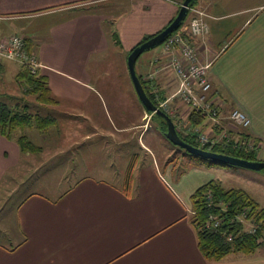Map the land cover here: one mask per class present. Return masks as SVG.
I'll list each match as a JSON object with an SVG mask.
<instances>
[{
  "label": "crops",
  "instance_id": "1",
  "mask_svg": "<svg viewBox=\"0 0 264 264\" xmlns=\"http://www.w3.org/2000/svg\"><path fill=\"white\" fill-rule=\"evenodd\" d=\"M183 2L0 0V38L25 36L28 50L35 52L42 64L39 74L59 100L45 106L50 110L47 115L57 119L53 111L62 106L69 115L79 116L69 120L70 124L91 128L88 131L86 127V132L70 141L72 148L78 143L82 149H72V155L83 152L85 159L96 155L92 169L101 174L85 175L57 196L35 189L22 192L25 181L16 174L23 165L31 167L33 176L40 168L38 157L36 152L22 151L17 133L13 139L0 134V239H4L0 241V264H264V253L257 252L249 260L242 252L219 261L204 256L191 218L193 194L214 179L211 171L179 168L172 159L174 150L165 146L160 158L153 152L158 137L146 141L151 116L147 117L136 91L127 85V101L113 104L103 100L104 91L98 86V79L109 70L103 64L105 54L116 48L117 68L128 78V52L145 36L171 23ZM252 3L199 0L198 5L208 13L209 33L203 40L195 38L194 43L200 61L212 62V93L222 114L227 116L238 107L249 115V134L258 143L256 158L264 161V35L260 33L264 4ZM167 59L163 48H158L137 62V71L146 80L155 72L153 82L165 100L177 103L172 95L178 81L165 67ZM108 87L109 93H114ZM120 107L125 112L118 111ZM96 140L102 143L92 152L89 144ZM136 141L144 150L143 158L129 150ZM64 150L71 149L65 146ZM115 174L121 175L113 181ZM59 184L44 185L56 191ZM221 184L225 189H243L264 208V196L259 201L240 183ZM10 190L18 195L17 203L7 207L4 195Z\"/></svg>",
  "mask_w": 264,
  "mask_h": 264
},
{
  "label": "rangeland",
  "instance_id": "2",
  "mask_svg": "<svg viewBox=\"0 0 264 264\" xmlns=\"http://www.w3.org/2000/svg\"><path fill=\"white\" fill-rule=\"evenodd\" d=\"M248 1V3L251 0H245V2ZM256 4H264V0H254L252 5ZM10 32H14V28L8 29ZM6 34L8 32H5ZM18 33H21L18 32ZM260 33L264 35V29L260 30ZM162 45H159L155 47L154 49L148 50L144 52L141 57L139 58L142 59L144 56L149 57L152 55L153 51L161 48ZM117 50L114 47L110 52L105 54L103 58V64L106 67L109 68V70H105V75L100 77L98 79L99 84L98 86L104 91L101 92L103 95V100L106 103H113V102H126L128 99V94L124 95L125 91H127L129 88L126 89V86H130L135 90L130 73L128 74V78L125 79L123 73L120 71V69L117 68V63L115 62V56L117 55ZM129 54V52H128ZM112 59V60H111ZM3 63L6 65V71L0 72V101H6L8 104H12L15 101L11 100L9 96L13 95L16 98H19L21 102H29L33 107V111H39L40 114L42 115H47L50 110L45 107L46 105H43L39 103L36 98L32 95H28L25 90L22 88L20 83H18V80L16 79L17 73L21 69V64L17 63L15 61H10L3 59ZM129 72V70H128ZM110 84V85H108ZM108 86H111L112 89L114 90V93H109L107 88ZM117 90V91H115ZM116 92V93H115ZM120 92V93H117ZM137 96V95H136ZM138 98V97H137ZM114 104V103H113ZM103 110V109H102ZM118 111L125 112L124 108H119L117 109ZM115 111V105H114V110ZM184 111V109H180L179 114ZM54 114L57 117L53 121V124L49 126L47 129H44V131H39L37 128H26L24 131L22 130H17V134L20 135L22 132L25 133L30 140H32L35 144L41 145L43 147V151L36 152V157H38V165L40 166L39 170H37L36 173L31 175L32 173L30 172L31 167L28 166H23L21 168V173L16 174V177L20 175L22 177L21 179L25 181L24 188L22 190H38L42 193H46L50 196H57L58 193H63L65 192L70 183L74 182L85 175H93V176H99L101 175L98 172L93 171V166L94 163L97 160L96 155H92L89 158L85 159L83 152L77 153L75 155H72L74 152H72V149H80V144H75V147L72 148V142L71 140L75 139L78 137V135L81 132H86L85 128L87 125H83L81 127H78L77 125H72L70 124L69 120H73L72 118H79V116H71L68 114V110L64 109L62 106L59 109H56L53 111ZM146 115V113L144 114ZM101 116V114H100ZM148 117H150V114L148 113ZM178 120L176 117L175 120ZM74 121V120H73ZM85 124V119L83 120ZM210 120L205 119L204 125L200 126L199 128L202 131H208L210 129ZM79 123L80 120H79ZM149 125V133L146 138V141L150 138L155 139L157 138L158 141V146L153 147V152H155L160 158H161V152H163V146H165L168 149L174 150L172 159L175 162V164H178V167L181 169L184 167V169H190L194 171V168L192 167H200L202 169L208 170V172L211 173L213 178L215 180H219L220 183H223L224 186L229 187V186H235V185H242L244 188L247 190H251V193L254 197H256L259 201L263 199L264 196V169L261 171H255L251 169H246L242 167H237V166H227V165H214L213 163H210L208 160L200 159L193 157L189 155L185 150L175 146L172 144L166 136H164L161 132V125L162 121L160 118L155 117V119H152L151 115V120ZM82 127H84V131H81ZM179 127V124H178ZM88 131L91 130L90 127H87ZM183 131H187L186 127H183V123L181 126ZM159 142L161 143L159 145ZM71 143V144H70ZM100 143L101 141H93L92 145L93 148L92 152L95 151L96 149L100 148ZM202 145V143H200ZM71 145V146H69ZM66 146V149H71L67 150L64 152V147ZM134 146V148H133ZM130 151H133L136 154L140 155L142 158L144 157V150L142 147L138 144V141H136L133 145L130 144L128 146ZM126 149V147H125ZM82 150V149H80ZM169 150V152H170ZM165 154V153H164ZM89 155V154H88ZM163 156V155H162ZM189 160L187 162L185 159ZM122 159V157L120 158ZM140 163V162H139ZM34 164H36L34 162ZM51 168L55 169V172H51ZM20 169V168H19ZM139 169V167H138ZM65 171V173H64ZM138 172V171H137ZM136 172V179H137V174ZM32 177H31V176ZM119 175V176H117ZM121 174H115L112 175L114 178L112 179L113 181H116V177H120ZM124 176L126 173L123 174ZM201 176H206L205 173H199ZM12 180L15 179V174L11 173ZM11 176L9 174L8 180L10 181ZM208 177H210L208 173ZM218 177V178H217ZM65 179V180H64ZM19 180V179H18ZM28 180L29 185L26 184V181ZM37 181H42L40 185H37ZM52 183H60L58 185V189L55 190H48L44 184H52ZM222 185V184H221ZM4 197L7 200L6 203H9L7 207L14 206L17 203L16 198L18 197L17 194L12 193V190L10 192L5 193ZM10 199V200H9ZM9 201V202H8ZM4 239H0V241H3ZM264 253V242L262 246H260L255 253ZM253 254L248 255L247 257H244V259L249 260L248 258H252ZM250 262V261H248Z\"/></svg>",
  "mask_w": 264,
  "mask_h": 264
},
{
  "label": "trees",
  "instance_id": "3",
  "mask_svg": "<svg viewBox=\"0 0 264 264\" xmlns=\"http://www.w3.org/2000/svg\"><path fill=\"white\" fill-rule=\"evenodd\" d=\"M198 3L199 0H193L190 6H197ZM190 13L191 12L189 11L187 18L183 21L182 25L190 18ZM157 33L145 36L142 42L153 37ZM115 38L118 41L117 36H115ZM131 51L129 52V54L131 53ZM6 70V65L0 61V72L4 73ZM138 75L141 78L144 88L151 100L155 104H158L159 101L157 99L156 92H154L155 85H157V83L155 82L154 85L152 84L153 80L144 79V74L140 72L138 73ZM16 79L18 80V83H20L22 88L25 90V92L28 95L34 96L39 103L43 105H53L59 103V100L53 95L49 83L43 75L39 73L33 74L25 66L21 65V69L17 73ZM213 90L214 88L212 89V91ZM160 92L159 94L161 96V99L165 100L166 98L163 95L164 93ZM9 98L15 102L12 104H8L6 101H0V134L8 137L9 139L14 138L15 134L17 133V130L24 131L26 128L35 127L39 131H44V129H47L49 126H51V124H53V121L56 119L54 116L42 115L39 111H33L34 106H32L29 102L23 103L19 98H16L13 95L9 96ZM149 114H152V119H155V117L160 118V120L162 121L161 132L165 136V132L167 131L166 120L163 117H160L152 112ZM170 117L173 119V121H175L174 117H172L171 115ZM188 119V123L194 127L199 126L204 122V118L201 117L200 114L195 111H192L189 114ZM178 132L179 135L185 141L195 146L202 147L206 150L225 153L237 157L247 158L250 160H257L256 150L245 152L237 148V143L235 141H231L228 144L221 143L212 147L209 144L201 145L200 142L196 139V136L192 133H186V131H183L182 129L178 130ZM16 141L24 152H39L42 150L41 146L35 144L23 132L18 135ZM189 155L203 159L192 154ZM204 160H208L214 165L230 166L228 164L214 162L209 159ZM131 178L132 168L129 169L127 175L128 184L127 188L125 189V191L127 192L129 191L128 186ZM209 194L212 195L213 202L208 199ZM220 201H223L227 204L228 213L226 214L228 215V217L226 219L231 222L232 219L235 218L238 213H241L244 211V209H246L248 211L247 214L250 217L249 219L254 224L255 231H243L242 226L238 223H235L236 221L232 223L227 222L224 225L223 230L220 232L206 229L204 227V224L211 213L220 210ZM193 204L194 213L192 215L191 221L198 230L200 248L204 256L208 260L219 261L231 253L242 252L246 255L254 254L255 251L260 246H262L264 242V208L260 207L257 202L251 199L243 189H225L221 185L219 180L213 179L207 184L200 187L193 194ZM224 230H228L234 233L235 238L233 241L226 240L225 235L223 233Z\"/></svg>",
  "mask_w": 264,
  "mask_h": 264
},
{
  "label": "built area",
  "instance_id": "4",
  "mask_svg": "<svg viewBox=\"0 0 264 264\" xmlns=\"http://www.w3.org/2000/svg\"><path fill=\"white\" fill-rule=\"evenodd\" d=\"M190 18L162 44L163 52L167 56L166 68L171 69L178 81V89L172 95L176 102L161 99L160 89L154 82L155 91L159 103L157 106L176 119L175 125L178 130L187 126L186 133H192L202 144L216 146L218 144H228L235 141L237 148L250 152L257 149L256 139L249 134L252 121L249 115L238 107H234L225 116L221 112V105L212 94L213 81L210 76L212 62L200 61L198 48L194 43L195 38H206L209 33V25L205 20L208 15L202 6H190ZM0 58L15 61L25 66L31 73H39L42 66L35 52H30L27 48L26 38L23 35L13 34L0 38ZM155 72L149 75L154 81ZM161 93V92H160ZM180 109H184L180 114ZM195 111L201 117L210 120V129L202 131L199 126H192L188 123L189 114ZM152 114H150L151 116ZM169 115V116H170ZM148 117V115H147ZM179 124V127H178ZM208 199L213 202L212 195ZM220 210L211 213L206 220L204 227L208 230L220 232L227 222L238 223L243 231L254 232L255 227L247 210L238 213L232 222L227 220V204L219 202ZM227 241H233L235 235L228 230L223 231Z\"/></svg>",
  "mask_w": 264,
  "mask_h": 264
},
{
  "label": "water",
  "instance_id": "5",
  "mask_svg": "<svg viewBox=\"0 0 264 264\" xmlns=\"http://www.w3.org/2000/svg\"><path fill=\"white\" fill-rule=\"evenodd\" d=\"M192 1L193 0H184L178 14L167 27L155 34L153 37L138 44L128 55V69L136 94L148 113L152 112L160 117H163L166 120L167 131L165 132V136L175 146L185 150L189 154L201 157L203 159H209L214 162L228 164L230 166H237L255 171H261L264 169V161L250 160L247 158L206 150L202 147L195 146L185 141L179 135V132L176 128L173 119L151 100L144 88L141 78L138 75L137 62L141 55L148 50L154 49L155 47L162 45L164 41L170 36V34L175 32L182 25L183 21L187 18V15L189 14L190 4Z\"/></svg>",
  "mask_w": 264,
  "mask_h": 264
}]
</instances>
